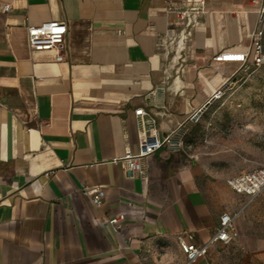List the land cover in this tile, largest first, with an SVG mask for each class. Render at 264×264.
Listing matches in <instances>:
<instances>
[{
  "label": "crops",
  "instance_id": "0c3cea01",
  "mask_svg": "<svg viewBox=\"0 0 264 264\" xmlns=\"http://www.w3.org/2000/svg\"><path fill=\"white\" fill-rule=\"evenodd\" d=\"M10 5L8 11L3 4ZM186 0H0V264H185L177 235L207 242L229 213L237 235L190 264H264V188L254 198L165 143L128 167L144 128L183 132L261 26L253 0H206L184 50ZM65 20L64 58L27 26ZM173 32V33H171ZM182 55V58H180ZM237 65V66H236ZM251 169V168H249ZM100 186L96 206L83 186ZM123 213L119 230L106 221Z\"/></svg>",
  "mask_w": 264,
  "mask_h": 264
},
{
  "label": "built area",
  "instance_id": "2783aa9c",
  "mask_svg": "<svg viewBox=\"0 0 264 264\" xmlns=\"http://www.w3.org/2000/svg\"><path fill=\"white\" fill-rule=\"evenodd\" d=\"M185 7L176 10L177 16L182 20L181 29L173 34V40L176 39L178 49L184 50L187 46V41L190 39L192 29L196 25L198 18L205 12L206 0H186ZM259 3V13L262 22L264 16V0H253ZM10 5L3 4V10L8 11ZM67 33V23L65 20H47L40 24H30L27 26L28 43L34 50H49L57 51V60L64 58L65 35ZM173 33V32H171ZM263 28L262 25L256 28L252 34V41L248 51H224L217 54L214 59L218 61L237 62L240 67H248L250 65H259L264 62V46H263ZM182 58V55H180ZM224 93V87L219 88L214 94V98H219ZM141 122V130L139 134V150L133 154L130 151L126 152V158L129 159L128 167L132 172L142 173L143 167L139 159L146 154L156 151L165 143H183L181 132H172L163 138H160L157 131L153 128H144V115L146 110L143 107L137 108ZM228 186L236 192L248 195L254 198L264 188V165L251 169H243L234 175L227 177ZM84 194L90 196L92 202L96 206L102 203V190L100 186L93 187L83 186ZM124 219V214L120 213L114 216H108L106 221L116 231L119 230L120 221ZM237 235V231L233 222V217L229 213H223L220 217V225L211 238L203 243L196 244L192 241V234H188L187 240L183 234L177 235V240L181 250L186 255V263L190 264L200 256L207 253L210 243L215 241L228 242Z\"/></svg>",
  "mask_w": 264,
  "mask_h": 264
},
{
  "label": "rangeland",
  "instance_id": "374dc122",
  "mask_svg": "<svg viewBox=\"0 0 264 264\" xmlns=\"http://www.w3.org/2000/svg\"><path fill=\"white\" fill-rule=\"evenodd\" d=\"M261 25L264 46V16ZM183 128V149L219 171L263 166L264 62L248 67L238 64L223 95Z\"/></svg>",
  "mask_w": 264,
  "mask_h": 264
},
{
  "label": "water",
  "instance_id": "95a60500",
  "mask_svg": "<svg viewBox=\"0 0 264 264\" xmlns=\"http://www.w3.org/2000/svg\"><path fill=\"white\" fill-rule=\"evenodd\" d=\"M212 100H213V96H212L209 100H207V102H205V103L203 104V106L200 108V110H198V111L194 114V116H195V115H198V114H199L204 108H206ZM194 116H193V117H194Z\"/></svg>",
  "mask_w": 264,
  "mask_h": 264
}]
</instances>
